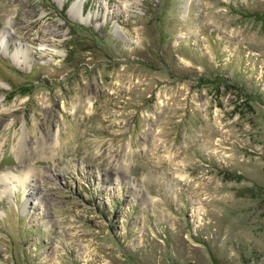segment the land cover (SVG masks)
<instances>
[{"label": "rangeland", "instance_id": "374dc122", "mask_svg": "<svg viewBox=\"0 0 264 264\" xmlns=\"http://www.w3.org/2000/svg\"><path fill=\"white\" fill-rule=\"evenodd\" d=\"M0 175V264H264V0H0Z\"/></svg>", "mask_w": 264, "mask_h": 264}, {"label": "bare ground", "instance_id": "6f19581e", "mask_svg": "<svg viewBox=\"0 0 264 264\" xmlns=\"http://www.w3.org/2000/svg\"><path fill=\"white\" fill-rule=\"evenodd\" d=\"M132 1H138V0H132ZM125 4V3H124ZM127 4V3H126ZM127 6V5H126ZM129 6V5H128ZM127 9V8H126ZM72 19L77 21V22H83L85 21L84 18H81L80 15L77 14L78 12V2H76L73 6H72ZM11 23V22H10ZM4 32H7L8 33V30L6 29ZM30 49L27 48V50L25 51H21V52H16L17 54H22L24 55L26 58L30 55ZM22 145V144H21ZM20 158V161L21 163L23 162L22 160V156L19 157ZM23 163H26V162H23ZM24 178H26L24 175H20V176H8V175H4V176H1L0 175V186L2 188V191H12V189H15V187L18 185H23L25 182H24ZM1 195V194H0Z\"/></svg>", "mask_w": 264, "mask_h": 264}]
</instances>
